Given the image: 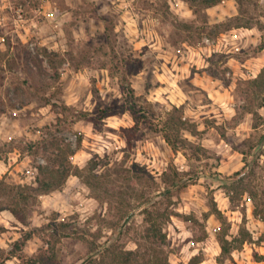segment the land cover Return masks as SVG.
Returning <instances> with one entry per match:
<instances>
[{
	"label": "rangeland",
	"instance_id": "1",
	"mask_svg": "<svg viewBox=\"0 0 264 264\" xmlns=\"http://www.w3.org/2000/svg\"><path fill=\"white\" fill-rule=\"evenodd\" d=\"M243 3L0 0V264H39L52 246L54 264H83L107 239L133 250L155 199L173 213L161 246L171 264L198 253L218 264L219 232L230 241L222 264H264V220L250 192L230 202L223 178L247 163L243 188L264 201V90L244 84L264 67V0ZM173 105L194 124L172 135L177 150L164 139ZM50 133L76 149L74 165L95 169L19 206L46 163L27 144ZM170 165L181 180L154 198ZM93 175L96 191L84 183Z\"/></svg>",
	"mask_w": 264,
	"mask_h": 264
},
{
	"label": "trees",
	"instance_id": "2",
	"mask_svg": "<svg viewBox=\"0 0 264 264\" xmlns=\"http://www.w3.org/2000/svg\"><path fill=\"white\" fill-rule=\"evenodd\" d=\"M186 1H197L205 7H210L218 4L222 0ZM236 1L238 2L240 7L244 4V0ZM217 26L219 25H216L215 27ZM228 28L230 27L228 26ZM262 48H264V43H262L260 46V49ZM244 84L247 87V92L251 90V88L264 90V67L260 70L256 77L245 80ZM261 106H264V103L261 104ZM109 111L106 113L107 116L117 113L116 111L111 112L112 109H109ZM164 126L166 128L165 130H167L164 133V139L172 147L173 150H177V143L172 139L173 134L179 133L181 130H188L191 132V134H194V130L192 131V129H190L194 126V124H191L189 123V121H186V119H183L182 106H172V109L167 113V118L164 121ZM27 149H34L35 154H40L45 159L46 163H37V165H35L37 174L35 176L33 184L22 185L23 190L17 194L18 197L16 200L19 206L21 204H27L28 197L32 194L44 195L59 191L71 175H76L79 178L84 179V177L82 176L83 170H88L90 172L88 173V175H90L92 174L91 172H93V170L95 169V165H93L94 159H90L84 168L74 165L71 160V156L75 153L76 149H74L71 144L65 143L60 137H57V135L51 133L47 138L41 136V138L38 140L29 141L27 144ZM247 167L248 165L247 163H245L240 171L223 177L227 182L225 186L231 184L228 191V197L230 202L233 203L235 202L236 198H238V195L240 196L241 194H244V192H250L252 196L251 200L254 204V214L261 216V218L264 220V201L258 202L259 193L255 190H248L246 188H243V180ZM180 175L181 172L178 171L177 168L173 165H170L161 175V183H163L166 188L163 189V191L157 189V193L154 194V198H158L160 196L168 198V192H170L172 188L178 186V181L181 180ZM149 176H152L151 173H149ZM92 178L93 182L89 181V179H85L84 183L90 189L96 191L97 188H101L103 185H97L99 182L94 175ZM1 182L2 181L0 179V185ZM24 191H26V193ZM95 198L101 201L103 200L102 197L98 194H95ZM160 203V201H157L155 199L154 201H151L150 207H145L144 209L145 229L143 231V234L141 235L142 242H144L143 245L142 243L138 242L136 243L135 249L127 250L123 248L120 243L115 242L114 239H107L105 242L101 243L100 245H96L92 250H90L88 256L84 259L83 264H171L168 255L164 252L161 246L166 241V233L163 231V224L166 220L170 219L173 213L168 212V209L166 207H163V202L161 204ZM9 209L15 217H17L18 219L21 218L16 208L9 207ZM218 215L221 219V223H223V216L221 215V213H218ZM126 218H130V213L126 215ZM120 223L121 218L118 221H114L113 223H111L112 225L109 227L113 228L114 230L116 226H120ZM65 225L61 224V227L67 229L68 225ZM240 232L242 235V242L246 241L247 239H252V236L248 231H245L243 229ZM217 238L221 247L220 257H218V264H222V256L229 255L230 253V241L226 238L224 232H219ZM53 250L54 247L52 246L47 254L46 252L38 253V263L54 264ZM202 260L203 256L201 255V253L194 254L189 259L187 264H199L200 262H202Z\"/></svg>",
	"mask_w": 264,
	"mask_h": 264
},
{
	"label": "crops",
	"instance_id": "3",
	"mask_svg": "<svg viewBox=\"0 0 264 264\" xmlns=\"http://www.w3.org/2000/svg\"><path fill=\"white\" fill-rule=\"evenodd\" d=\"M20 11V8H17V12H19ZM2 45H4V43H1ZM207 142H211V139H208V141H206V139H205V141H204V143H203V145H206L207 144ZM214 143H212V144H207V146L208 147H210V146H214L215 148H221V146H222V143L224 142V140L222 139V138H220V139H215V141H213ZM202 145V146H203ZM226 146H227V144H226ZM221 150V149H220ZM220 150L218 151V153L220 152ZM232 156H234V153L233 154H231V157ZM219 170H221V168L219 169ZM201 263V262H200Z\"/></svg>",
	"mask_w": 264,
	"mask_h": 264
},
{
	"label": "built area",
	"instance_id": "4",
	"mask_svg": "<svg viewBox=\"0 0 264 264\" xmlns=\"http://www.w3.org/2000/svg\"><path fill=\"white\" fill-rule=\"evenodd\" d=\"M18 16H19V18H22V13L20 11L18 12ZM5 41H6L5 37L4 36H0V42L1 43H5Z\"/></svg>",
	"mask_w": 264,
	"mask_h": 264
}]
</instances>
